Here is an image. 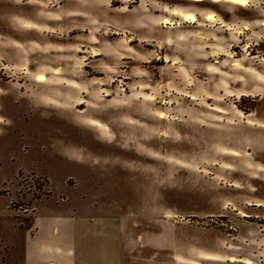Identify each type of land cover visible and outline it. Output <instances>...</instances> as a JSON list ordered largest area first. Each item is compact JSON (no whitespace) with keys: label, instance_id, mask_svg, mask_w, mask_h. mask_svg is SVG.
Here are the masks:
<instances>
[{"label":"rangeland","instance_id":"1","mask_svg":"<svg viewBox=\"0 0 264 264\" xmlns=\"http://www.w3.org/2000/svg\"><path fill=\"white\" fill-rule=\"evenodd\" d=\"M213 2L0 0V264H264V0Z\"/></svg>","mask_w":264,"mask_h":264},{"label":"crops","instance_id":"2","mask_svg":"<svg viewBox=\"0 0 264 264\" xmlns=\"http://www.w3.org/2000/svg\"><path fill=\"white\" fill-rule=\"evenodd\" d=\"M36 219V218H35ZM82 221L79 217L77 219L73 220L74 226L76 227H81L82 226ZM32 234L30 236V239H32V242H36L41 239V233L39 230L36 228L35 220L33 223V228L31 230ZM51 236H56L57 234H60V230L57 224L52 225L51 229ZM53 240L50 239L49 242H41V249L43 253V258L38 260L37 263L34 264H98L93 260V256L90 255V257H83L82 256V251H64V247H61L60 243L58 245L53 244ZM56 254V258L54 259L53 255ZM80 260V261H78ZM243 260H248L253 262L252 260L248 258H243ZM255 264V263H254Z\"/></svg>","mask_w":264,"mask_h":264},{"label":"bare ground","instance_id":"3","mask_svg":"<svg viewBox=\"0 0 264 264\" xmlns=\"http://www.w3.org/2000/svg\"><path fill=\"white\" fill-rule=\"evenodd\" d=\"M194 4H198V3H201V2H203L204 0H191ZM240 6H244V7H246V6H248V3L247 4H242V5H240ZM173 15H175V16H180V17H182L184 20H185V22L186 23H189V24H195L196 23V17L193 15V14H183V13H180V12H178V11H174L173 12ZM209 16H212L213 17V19L212 20H209L208 19V17ZM188 17H194V19H188ZM208 17H207V20L208 21H214L215 20V16L214 15H212V14H210V15H208ZM164 25H169V24H171V22L169 21V20H165L164 21V23H163ZM43 78V79H40V78ZM37 82H39V83H46L47 82V78L45 77V76H43V75H39L38 77H37ZM161 118H164V115H161ZM225 123V122H224ZM230 123V122H229ZM231 123H234V121L232 120L231 121ZM230 261L231 262H237L236 261V259L235 258H231L230 259ZM240 263H243V264H254L253 262H251V261H248V260H241V261H239Z\"/></svg>","mask_w":264,"mask_h":264},{"label":"snow or ice","instance_id":"4","mask_svg":"<svg viewBox=\"0 0 264 264\" xmlns=\"http://www.w3.org/2000/svg\"><path fill=\"white\" fill-rule=\"evenodd\" d=\"M227 3H231V4H235V5H242V4H247L248 0H226ZM220 3V0H214L213 5L218 6ZM243 14V13H241ZM188 19H194V17H188ZM209 20H212L213 17L209 16L208 17ZM40 79H43L42 77Z\"/></svg>","mask_w":264,"mask_h":264},{"label":"clouds","instance_id":"5","mask_svg":"<svg viewBox=\"0 0 264 264\" xmlns=\"http://www.w3.org/2000/svg\"><path fill=\"white\" fill-rule=\"evenodd\" d=\"M13 2L19 4L22 2V0H13Z\"/></svg>","mask_w":264,"mask_h":264}]
</instances>
